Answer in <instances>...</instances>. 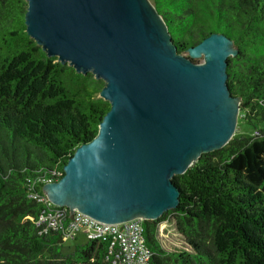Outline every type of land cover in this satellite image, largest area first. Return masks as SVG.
Segmentation results:
<instances>
[{
  "label": "trees",
  "instance_id": "16d2710c",
  "mask_svg": "<svg viewBox=\"0 0 264 264\" xmlns=\"http://www.w3.org/2000/svg\"><path fill=\"white\" fill-rule=\"evenodd\" d=\"M177 53L219 33L236 54L226 62L238 122L232 136L172 177L178 205L142 221L149 264H264V0H151ZM25 0H0V264H112L100 239L66 253L59 235L33 221L46 211L31 195L62 177L66 161L97 134L109 105L104 83L47 58L25 32ZM196 64V63H194ZM173 219L181 246L165 249L158 225Z\"/></svg>",
  "mask_w": 264,
  "mask_h": 264
},
{
  "label": "water",
  "instance_id": "95a60500",
  "mask_svg": "<svg viewBox=\"0 0 264 264\" xmlns=\"http://www.w3.org/2000/svg\"><path fill=\"white\" fill-rule=\"evenodd\" d=\"M26 34L75 73L104 83L109 105L94 139L42 188L57 207L101 224L159 219L178 205L172 177L234 135L239 99L226 62L236 54L219 33L177 53L149 0H25Z\"/></svg>",
  "mask_w": 264,
  "mask_h": 264
},
{
  "label": "built area",
  "instance_id": "2783aa9c",
  "mask_svg": "<svg viewBox=\"0 0 264 264\" xmlns=\"http://www.w3.org/2000/svg\"><path fill=\"white\" fill-rule=\"evenodd\" d=\"M31 198L42 203L46 211L34 221L39 233H56L60 242L75 241L78 235L86 241L100 239L109 245L108 255L112 264H149L151 253L143 239L142 218L118 224H101L76 210L72 214L65 207L52 204L44 194H33Z\"/></svg>",
  "mask_w": 264,
  "mask_h": 264
},
{
  "label": "rangeland",
  "instance_id": "374dc122",
  "mask_svg": "<svg viewBox=\"0 0 264 264\" xmlns=\"http://www.w3.org/2000/svg\"><path fill=\"white\" fill-rule=\"evenodd\" d=\"M149 1L151 4V0ZM182 56L187 59H190L192 63L199 64L202 61V55L192 57V56H188L187 53L185 52L182 54ZM253 134H254V130L251 126H248L242 121L241 122H238V120L236 121L234 135H232L233 137L241 136L245 138L247 137L250 138L251 136H253ZM157 237L165 249H171L174 248V246H181L182 244L181 237L174 228V223L172 218L158 225ZM83 242H86L85 237H83L82 235H78L75 241L64 242L63 246L61 247V251L63 253H66L69 250L71 251L73 247L82 244Z\"/></svg>",
  "mask_w": 264,
  "mask_h": 264
}]
</instances>
